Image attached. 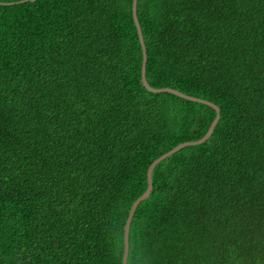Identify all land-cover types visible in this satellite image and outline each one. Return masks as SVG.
Segmentation results:
<instances>
[{"label":"trees","instance_id":"16d2710c","mask_svg":"<svg viewBox=\"0 0 264 264\" xmlns=\"http://www.w3.org/2000/svg\"><path fill=\"white\" fill-rule=\"evenodd\" d=\"M132 10L0 0V264H123L149 167L217 117L143 86ZM137 13L149 85L221 117L156 166L128 264H264V0Z\"/></svg>","mask_w":264,"mask_h":264},{"label":"water","instance_id":"95a60500","mask_svg":"<svg viewBox=\"0 0 264 264\" xmlns=\"http://www.w3.org/2000/svg\"><path fill=\"white\" fill-rule=\"evenodd\" d=\"M21 2H25V1H21ZM18 2V3H21ZM10 4H15V3H10ZM137 5H138V0H133V18H134V22L135 25L137 27V31L139 34V38H140V42H141V46H142V51H143V66H142V83L143 86L149 90L150 92L153 93H171V94H175L183 99L192 101V102H197V103H201V104H205L208 105L210 107H213L216 111H217V117L215 118V120L213 121L211 127L209 128L208 132L206 133V135L198 140V141H189V142H184L178 146H176L174 149H172L171 151L167 152L166 154H164L163 156L159 157L158 159H156L151 166L148 169V173H147V178H148V188L147 191L141 196L139 197L132 205L127 222H126V226H125V234H124V244H125V248H124V258H123V264H128V259H129V249H130V229H131V225H132V221L133 218L135 216L136 210L139 207V205L147 200L153 191V172L156 168V166L158 164H160L161 162H163L164 160H166L167 158L173 156L174 154L178 153L179 151H181L182 149L186 148V147H190V146H198L201 145L203 143H205L214 133L220 117H221V111L220 108L215 105L214 103L207 101V100H203L200 98H195V97H191V96H187L177 90L174 89H170V88H164V89H154L152 88L147 80V61H148V54H147V48H146V44H145V40H144V36H143V32H142V28H141V24L138 18V13H137Z\"/></svg>","mask_w":264,"mask_h":264}]
</instances>
